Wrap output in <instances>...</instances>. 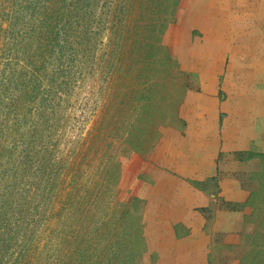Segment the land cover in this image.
I'll return each mask as SVG.
<instances>
[{
    "label": "rangeland",
    "instance_id": "1",
    "mask_svg": "<svg viewBox=\"0 0 264 264\" xmlns=\"http://www.w3.org/2000/svg\"><path fill=\"white\" fill-rule=\"evenodd\" d=\"M191 1H179L162 45L183 73L178 81L181 105L189 98L192 107L199 103L192 97H198L202 90L198 73L190 64L198 34L190 29L185 47L171 43L183 37L184 16ZM96 14L105 17L107 9ZM141 14L148 16V11ZM16 15L18 24L13 25ZM129 15L131 21L138 19L134 12L125 13L124 18ZM5 21L2 17V27ZM32 21L29 11H17L8 18L10 36L0 34V215L10 227L0 249V264H98L99 259L102 264H170L169 248H164L168 242L163 244L159 239L163 226L155 218L161 212L160 198L151 199L148 187L156 182V170L160 169L152 161L158 143L162 138L184 136V125L179 122L182 106L177 111L178 120L168 118L165 123L169 124L159 129L154 146L130 151L124 139L137 113L127 110L148 95V71L141 74L138 64L128 63L131 73L123 70L118 77L109 74L115 67L106 47L110 30L94 31L96 41L90 44L79 40L78 34L75 44L69 39L67 45L58 40L41 59L38 55L44 51V44L38 29L32 37ZM84 23L82 17L80 24ZM78 31L87 33L81 25ZM59 47L66 50L63 57L59 56ZM33 55L32 67L36 70L42 66L37 71L38 89L34 93L18 77L33 69L29 66ZM17 79L18 87L13 83ZM161 83L170 86L166 80ZM163 84L154 95L158 103H165ZM175 101L163 107L162 116L168 108L175 113ZM120 105L122 112L116 123ZM262 155L264 152H238L224 162L248 192V198L254 191L263 194L256 205L259 220L244 203L246 213L241 221L230 224L228 220L227 225L211 230L217 213L235 209L216 193L215 199L206 195L210 199L207 207L194 210L205 221L204 231L212 238L214 264H242L249 254L256 224L264 226ZM222 156L220 153L221 161ZM189 217L184 214L183 219ZM184 229L182 225L174 227L178 237L184 235Z\"/></svg>",
    "mask_w": 264,
    "mask_h": 264
},
{
    "label": "crops",
    "instance_id": "2",
    "mask_svg": "<svg viewBox=\"0 0 264 264\" xmlns=\"http://www.w3.org/2000/svg\"><path fill=\"white\" fill-rule=\"evenodd\" d=\"M189 7L183 37L171 43L185 47L187 32L198 34L190 64L202 90L192 97L198 105L186 98L180 107L184 136L156 146L152 161L160 169L148 193L160 198L155 218L163 226L159 239L168 242V262L214 264L212 238L194 210L210 204L207 194L235 207L217 213L211 230L246 213L248 192L224 162L233 153L264 152V0H192ZM180 225L182 237L174 230Z\"/></svg>",
    "mask_w": 264,
    "mask_h": 264
},
{
    "label": "trees",
    "instance_id": "3",
    "mask_svg": "<svg viewBox=\"0 0 264 264\" xmlns=\"http://www.w3.org/2000/svg\"><path fill=\"white\" fill-rule=\"evenodd\" d=\"M179 1L126 0L125 5L122 6L124 0H0V20H2V17H5L6 20L5 27H2L0 24V34H3V37L10 36V32L7 29L11 25V22H8L9 15L16 14L17 11H21V13L23 11H29V17L33 19V25L30 26L31 35L33 37L36 33H39L36 29L40 31L41 40L44 44L42 50L44 51L38 56L44 59L50 53L48 52L49 49L57 45L58 40H62L64 45H67L68 39L70 40L69 42L75 44L74 39L78 34V37H80L79 40L87 41L90 44L96 41L94 31L103 30L105 32L110 30L108 32L109 44H106V47L107 49L109 48L108 54L112 57V62L113 65L115 64V67L114 71L113 69L109 70V74L112 77H116V75L118 77L120 75L119 72L123 70L131 73L128 63L138 64L139 69L137 70L141 74L144 71H148V81H146L148 83V87L146 88L148 95H144V101H138V105L136 104V106H132L127 110H134L137 116L135 115V123L131 125V129L128 130L124 141H126L127 148L130 151L139 152L146 146L149 149L152 145L154 146L159 139V129L169 124V122L165 123L168 118L170 120L171 118L178 120L177 111L181 105L180 95L178 94L182 90L180 82L178 81L182 78L180 76L183 73L174 62L170 52L162 45V37L166 26L174 21ZM6 3H8L9 8ZM144 3L148 4V8L144 7ZM15 6L16 8L13 12L12 9ZM102 9H107L108 14L106 16L110 15L109 18L106 16L103 17L102 14H96L97 10ZM9 11L10 14L8 15ZM143 11H148V16L141 14ZM94 12L95 14H92ZM128 12L138 13L136 17L138 19L131 21V15L124 18L125 13ZM87 14L88 17H86ZM82 17L86 20V25L85 23L80 24ZM18 18L17 15L14 16V21ZM125 19L127 21H123ZM17 24L18 21L13 22V25ZM80 25L85 27L87 33H79ZM80 42L78 41L76 44ZM39 49H41V46ZM65 51L64 47H59V56L63 57ZM35 57L33 55L30 59L29 66H33L32 60ZM67 59L72 60L71 56H67ZM40 68L42 66L36 70L34 68L30 69L29 72L25 74L21 73L18 76L23 80L25 86L30 85L32 87V93L38 89L35 85L38 76L37 71ZM26 76H29V79ZM159 78H161V82L166 80L170 86L168 87L158 82ZM25 79L27 81L24 83ZM18 82L19 79L14 81V86L16 85L18 87ZM162 84L165 89V103H158L154 95ZM56 88H59V85ZM173 99L176 100V106L174 107L175 113L171 108H168L165 112L166 116H162V112L165 111L163 107L168 106ZM168 111L170 112L169 114L167 113ZM121 112L122 106L120 105L115 113L116 117L114 119L116 123ZM179 122L181 123L182 120L179 119ZM1 155L0 153V161L2 158ZM262 156L264 158V155ZM1 183L2 177H0V189ZM262 195L261 192L254 191L246 201L248 208L252 209L251 215L253 217L256 215L258 220L260 217V209L256 205L259 203L258 200ZM3 217V215H0V249L4 247V237L10 234V227L2 221ZM261 217L264 218V211L262 210ZM256 225L258 227L251 238L252 243L249 254L243 260L242 264H264V226L259 223ZM102 262L100 259L98 260V264H102Z\"/></svg>",
    "mask_w": 264,
    "mask_h": 264
},
{
    "label": "bare ground",
    "instance_id": "4",
    "mask_svg": "<svg viewBox=\"0 0 264 264\" xmlns=\"http://www.w3.org/2000/svg\"><path fill=\"white\" fill-rule=\"evenodd\" d=\"M251 37V36H250ZM208 51V50H207ZM217 66V65H216ZM232 77V76H231Z\"/></svg>",
    "mask_w": 264,
    "mask_h": 264
}]
</instances>
